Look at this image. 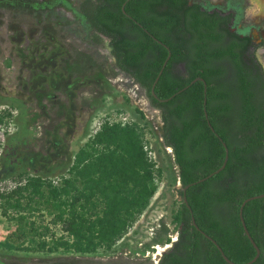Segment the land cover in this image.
<instances>
[{"label":"trees","instance_id":"obj_1","mask_svg":"<svg viewBox=\"0 0 264 264\" xmlns=\"http://www.w3.org/2000/svg\"><path fill=\"white\" fill-rule=\"evenodd\" d=\"M83 15L107 37L118 69L159 109L162 140L171 147L180 182L170 211L177 235L156 264H229L204 233L232 261L250 259L255 249L238 205L264 192V72L253 52L256 43L229 27L230 11L204 8L196 0H90ZM155 75L156 97L150 92ZM195 76L201 79L191 81ZM6 114L0 112V122ZM146 127L103 117L58 181L25 174L21 183L0 191V213L14 221L13 237L19 238L12 247L113 251L161 174L142 147ZM222 141L224 165L196 180L221 163ZM41 211L51 214L60 233L35 223L33 215ZM241 214L259 248L248 264H264V196L246 200Z\"/></svg>","mask_w":264,"mask_h":264},{"label":"rangeland","instance_id":"obj_2","mask_svg":"<svg viewBox=\"0 0 264 264\" xmlns=\"http://www.w3.org/2000/svg\"><path fill=\"white\" fill-rule=\"evenodd\" d=\"M89 1L0 0V112H8L0 122V191L21 183L25 174L58 181L75 149L103 117L144 123L136 98L127 93L128 74L115 65L107 37L83 15ZM196 1L232 13L229 27L251 36L264 71V0ZM142 89L141 99L147 101ZM146 130L161 169L148 203L169 221L179 199L173 161ZM50 218L45 211L33 215L35 223L47 224L48 233L56 235L61 230ZM14 224L0 213V264H141L124 254L119 240L110 252L16 249ZM169 228L164 224L157 239ZM26 243L24 239L22 245Z\"/></svg>","mask_w":264,"mask_h":264},{"label":"built area","instance_id":"obj_3","mask_svg":"<svg viewBox=\"0 0 264 264\" xmlns=\"http://www.w3.org/2000/svg\"><path fill=\"white\" fill-rule=\"evenodd\" d=\"M127 80L129 81V86L127 88L128 96L133 99L136 98L134 101L138 106L137 108L141 111L144 122L147 124L146 129L148 130L146 131L152 133L154 139L161 142L164 151L170 155V158L172 159L173 157L170 145L163 143L162 140L160 132L162 119L159 109L150 105L148 100L142 101L139 92L140 85L130 75L127 76ZM120 118V121H135L132 118L127 120L125 116H121ZM97 127L98 124L96 128ZM96 128H94L93 131ZM142 147L146 151L148 158L155 162V149L149 137H146V135L143 137ZM173 169L175 179L174 189L176 190L180 186V182L178 179L177 168L174 163ZM170 221V219L169 221L164 220L162 218V214L155 207H150L148 203L134 219L132 224L128 226L127 230L117 239L124 242V254L128 253L131 257L140 260L141 264H156L161 252L171 244L177 235L176 226L172 221L170 223ZM169 223L171 226H169ZM164 224H166V227L170 228L166 231V234L163 235L162 239L158 240L156 235L158 232L162 231L161 228ZM165 243H168V245L164 249L160 250L159 248Z\"/></svg>","mask_w":264,"mask_h":264},{"label":"water","instance_id":"obj_4","mask_svg":"<svg viewBox=\"0 0 264 264\" xmlns=\"http://www.w3.org/2000/svg\"><path fill=\"white\" fill-rule=\"evenodd\" d=\"M164 61H165V59L163 60V63H164ZM159 71H160V69L158 70V72H159ZM156 78H157V75H155V77H154V79H153V81H152V83H151V86H150V92H151L152 95L155 96V97H156V94L153 92V88H152V86H153V82L156 80ZM196 78H197V79H201L200 76H195V77H193V78L191 79V81L194 80V79H196ZM158 99L163 100V99H166V98L158 97ZM203 101H204V99H203ZM204 113H205V112H204ZM208 123H209V122H208ZM209 126H210V128L212 129V126H211V125H209ZM218 138L221 139L220 136H218ZM222 144H223V146H224V152H225V153H224V155H223V159H222L221 163H220L215 169H213L212 171H210V172L207 173L206 175H203V176L199 177V178L196 179V180H202V179H204L205 177H207L208 175H210L212 172H216V171H218V170L224 165V162H225V160H226V156H227V148H226L225 143H224L223 141H222ZM189 183H191V182H189ZM189 183L184 184V185L182 186V190H184V188H185ZM259 196H264V192H260V193H256V194H252V195L246 196L245 198H243V199L240 201V203H239V205H238V217H239V220H240L241 226H242V228H243V231H244L246 237L248 238V240L250 241V243L252 244V246H253L254 249H255V252H254V254L252 255V257H251L250 259H248V260H246V261H242V262H235V261H232L231 259H229V258L223 253V251L221 250L220 246L215 242V240H214L213 238H211L208 234H206V233H204L202 230H200L202 233H204V235H205L206 237H208V238H209V239L215 244L216 248L220 251L221 256L223 257V259L226 260V262H228L229 264H248L249 262H251L252 260L255 259V257L257 256V254H258V252H259V248H258V246L256 245V243L254 242V240L252 239V237L250 236V234H249V232H248V230H247V228H246V226H245V223H244V221H243L242 214H241V208H242L243 203H244L246 200L250 199V198H253V197H259ZM182 200L186 203V199H185L184 194H182ZM186 206L189 207L187 203H186ZM190 220H191V223H192L196 228H198V226H197V225L195 224V222H194V219H193V216H192V215H190Z\"/></svg>","mask_w":264,"mask_h":264},{"label":"bare ground","instance_id":"obj_5","mask_svg":"<svg viewBox=\"0 0 264 264\" xmlns=\"http://www.w3.org/2000/svg\"><path fill=\"white\" fill-rule=\"evenodd\" d=\"M168 245V243H165L163 246H161L159 249H164L166 246Z\"/></svg>","mask_w":264,"mask_h":264},{"label":"flooded vegetation","instance_id":"obj_6","mask_svg":"<svg viewBox=\"0 0 264 264\" xmlns=\"http://www.w3.org/2000/svg\"><path fill=\"white\" fill-rule=\"evenodd\" d=\"M259 61V60H258ZM260 62V61H259ZM261 64V63H260ZM264 72V71H263Z\"/></svg>","mask_w":264,"mask_h":264}]
</instances>
